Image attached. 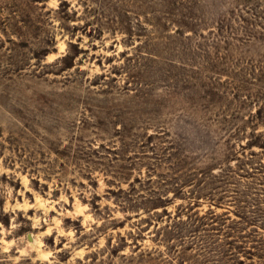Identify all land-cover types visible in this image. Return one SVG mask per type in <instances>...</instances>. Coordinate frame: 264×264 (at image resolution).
Wrapping results in <instances>:
<instances>
[{
  "label": "rangeland",
  "instance_id": "374dc122",
  "mask_svg": "<svg viewBox=\"0 0 264 264\" xmlns=\"http://www.w3.org/2000/svg\"><path fill=\"white\" fill-rule=\"evenodd\" d=\"M0 264H264V0H0Z\"/></svg>",
  "mask_w": 264,
  "mask_h": 264
}]
</instances>
